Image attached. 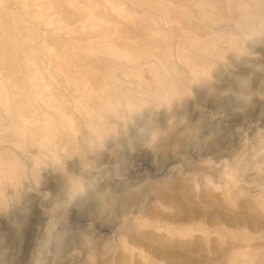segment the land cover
<instances>
[{
    "label": "rangeland",
    "instance_id": "rangeland-1",
    "mask_svg": "<svg viewBox=\"0 0 264 264\" xmlns=\"http://www.w3.org/2000/svg\"><path fill=\"white\" fill-rule=\"evenodd\" d=\"M136 2L169 34L112 29L139 54L129 69L64 0H0L6 74L36 34L66 95L116 100L131 79L140 108L69 104L78 135L0 113V264H264V0Z\"/></svg>",
    "mask_w": 264,
    "mask_h": 264
},
{
    "label": "clouds",
    "instance_id": "clouds-1",
    "mask_svg": "<svg viewBox=\"0 0 264 264\" xmlns=\"http://www.w3.org/2000/svg\"><path fill=\"white\" fill-rule=\"evenodd\" d=\"M57 7L78 14L86 30L103 31L104 54L129 69L139 62V54L122 43L112 29H138L158 38L169 34L168 26L154 24L149 19L148 10L152 6L136 0H64ZM37 45L36 34L23 35L15 42L18 55L14 72L6 74L0 60V113L8 116L16 130L29 132L51 120L66 135H78L79 121L68 111V105L74 104L87 112L88 101L93 96L98 98L99 110L123 116L125 121L140 109L136 103L137 89L131 79L122 82V94L116 100L99 92L76 91L66 95L51 75L49 51Z\"/></svg>",
    "mask_w": 264,
    "mask_h": 264
},
{
    "label": "bare ground",
    "instance_id": "bare-ground-1",
    "mask_svg": "<svg viewBox=\"0 0 264 264\" xmlns=\"http://www.w3.org/2000/svg\"><path fill=\"white\" fill-rule=\"evenodd\" d=\"M2 1V0H1ZM38 1H42V0H34V2H36V3H38ZM3 3V2H2ZM48 3V2H47ZM5 4V3H4ZM11 4V3H10ZM19 5V4H18ZM53 5V4H52ZM44 8V7H43ZM21 9V8H20ZM3 10V9H2ZM50 10V9H49ZM72 13V12H71ZM3 16H5V15H3ZM36 21V20H35ZM41 23V22H40ZM43 23V22H42ZM43 25V24H42ZM4 26V25H3ZM0 28H2V27H0ZM66 29V28H65ZM2 31H3V29H1ZM52 31V30H51ZM130 32V31H129ZM2 33H6V32H2ZM2 33H1V35H2ZM41 33V32H40ZM87 33V32H86ZM128 33V32H127ZM8 34H9V32H8ZM88 34V33H87ZM129 34H131V33H129ZM88 36V35H87ZM130 36V35H129ZM46 41H47V39H45ZM72 40H73V38H72ZM123 40V39H122ZM123 42V41H122ZM94 50V49H93ZM93 50H92V52H93ZM59 78H60V76H59ZM68 80L67 81H69L68 83H69V85H71V87H73V88H78L79 89V87H81V84H79V80H77L76 78H74V77H69V78H67ZM64 80V79H63ZM61 82V81H60ZM67 83V82H66ZM68 85V84H67ZM89 86V90H88V92L89 93H91L90 92V90L92 89L91 87H90V85H88ZM69 87V86H68ZM63 88V87H62ZM99 88H101V89H103L105 92L106 91H108L109 89H110V87H109V85H108V82L106 81V80H98V83H97V91H99L100 89ZM81 90V89H80ZM64 91V90H63ZM66 91V90H65ZM10 129H8V128H6V127H4V128H2L1 129V131H2V134L3 133H7L8 131H9ZM3 143H5V142H3ZM2 145V144H1ZM4 145V144H3ZM7 145V144H6Z\"/></svg>",
    "mask_w": 264,
    "mask_h": 264
}]
</instances>
